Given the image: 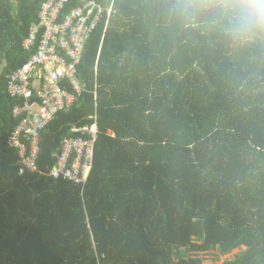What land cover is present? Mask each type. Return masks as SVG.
<instances>
[{
	"label": "trees",
	"instance_id": "trees-1",
	"mask_svg": "<svg viewBox=\"0 0 264 264\" xmlns=\"http://www.w3.org/2000/svg\"><path fill=\"white\" fill-rule=\"evenodd\" d=\"M43 1L0 0V264H201L235 250L222 264H264V25L247 0H93L104 14L77 66L86 91L42 134L38 161L47 173L96 113L83 187L19 175L10 142L7 82L36 53L23 42Z\"/></svg>",
	"mask_w": 264,
	"mask_h": 264
},
{
	"label": "built area",
	"instance_id": "built-area-1",
	"mask_svg": "<svg viewBox=\"0 0 264 264\" xmlns=\"http://www.w3.org/2000/svg\"><path fill=\"white\" fill-rule=\"evenodd\" d=\"M70 1L44 0L38 23L28 29L23 47L25 50L36 47V53L7 82L8 94L19 101L12 110L16 125L10 142L18 154L19 175L39 174L83 187L93 165L98 135L96 113L90 117L93 123L89 126L70 129L82 136L61 140L58 152L53 154L56 162L47 173L38 167L42 134L59 113L69 112L86 91L77 66L86 40L104 14V9L93 0H79L81 5L66 10ZM92 94L96 99V92Z\"/></svg>",
	"mask_w": 264,
	"mask_h": 264
},
{
	"label": "clouds",
	"instance_id": "clouds-1",
	"mask_svg": "<svg viewBox=\"0 0 264 264\" xmlns=\"http://www.w3.org/2000/svg\"><path fill=\"white\" fill-rule=\"evenodd\" d=\"M259 5H264V0H247L243 8V15L252 23L264 25V7Z\"/></svg>",
	"mask_w": 264,
	"mask_h": 264
},
{
	"label": "rangeland",
	"instance_id": "rangeland-1",
	"mask_svg": "<svg viewBox=\"0 0 264 264\" xmlns=\"http://www.w3.org/2000/svg\"><path fill=\"white\" fill-rule=\"evenodd\" d=\"M238 252V250H235L234 252H232L231 254L227 255V256H222V257H219V258H216V252L214 251L213 253L212 252H209V253H205L203 254V260H212L214 262H216L215 264H222V262L226 259V258H231L232 255L236 254ZM214 258H213V257Z\"/></svg>",
	"mask_w": 264,
	"mask_h": 264
},
{
	"label": "crops",
	"instance_id": "crops-1",
	"mask_svg": "<svg viewBox=\"0 0 264 264\" xmlns=\"http://www.w3.org/2000/svg\"><path fill=\"white\" fill-rule=\"evenodd\" d=\"M213 257V256H212ZM214 258V257H213ZM216 262L212 260H203L201 264H215ZM223 263V262H222Z\"/></svg>",
	"mask_w": 264,
	"mask_h": 264
}]
</instances>
